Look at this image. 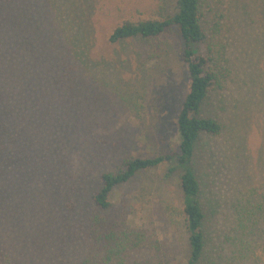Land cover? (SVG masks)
Here are the masks:
<instances>
[{
    "label": "rangeland",
    "instance_id": "rangeland-1",
    "mask_svg": "<svg viewBox=\"0 0 264 264\" xmlns=\"http://www.w3.org/2000/svg\"><path fill=\"white\" fill-rule=\"evenodd\" d=\"M174 5L0 0V264H81L99 255L86 218L96 214L101 174L124 159L178 151L188 86L180 42L160 37L161 52L157 39L109 42L125 22L161 19ZM208 5L225 15L224 51L199 117L216 118L221 130L200 135L191 165L211 211L208 233L223 252L205 259L264 264V0ZM180 175L172 161L112 190L109 222H127L144 242L108 264L186 258Z\"/></svg>",
    "mask_w": 264,
    "mask_h": 264
},
{
    "label": "trees",
    "instance_id": "trees-1",
    "mask_svg": "<svg viewBox=\"0 0 264 264\" xmlns=\"http://www.w3.org/2000/svg\"><path fill=\"white\" fill-rule=\"evenodd\" d=\"M208 2L209 0H175L174 9L167 16L158 20L125 22L115 28L109 37L110 43L136 37L157 39L158 52L163 51L165 47L160 37L175 38L181 44V56L188 76V86L176 118L178 151L148 159H124L115 170L101 174L100 190L91 199L95 207L93 212L96 214L92 213L86 218V231L99 255L91 254L81 264H108L110 259L124 251L139 248L144 242L143 235L134 233L127 222L121 219L118 222H109L106 215L111 207L108 197L114 188L126 184L138 173L172 161L181 171L179 185L182 194V214L188 233V255L180 264H205L206 255L209 253L207 255L209 260L216 248L218 257L222 256L223 249L218 245L220 238L215 245L208 233L211 211L206 213L204 211L201 185L191 165L200 135L214 136L221 130L220 122L216 118L199 117L215 80L212 66L216 67L221 63L224 51L222 34L224 36L225 15L219 6L208 5ZM206 12L211 13L212 16V21L208 24L205 19ZM201 48L205 51L204 55L198 53ZM77 201L81 203L80 198H77ZM224 238L228 239V237ZM134 264L149 263L140 261ZM225 264H231L230 260L226 259Z\"/></svg>",
    "mask_w": 264,
    "mask_h": 264
}]
</instances>
